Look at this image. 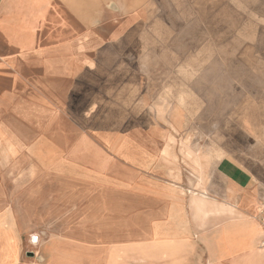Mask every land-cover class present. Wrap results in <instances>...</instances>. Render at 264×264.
<instances>
[{
	"label": "crops",
	"instance_id": "obj_1",
	"mask_svg": "<svg viewBox=\"0 0 264 264\" xmlns=\"http://www.w3.org/2000/svg\"><path fill=\"white\" fill-rule=\"evenodd\" d=\"M144 3L0 0V264H264L251 88L235 102L251 108L234 145L204 141L211 129L203 113L195 146L187 114V147L200 166L181 146L153 151L131 134L103 133L105 144L92 152L64 143L66 123L82 121L83 95L96 97L83 91L130 72L124 58L138 47ZM170 118L177 130L181 118ZM87 160L94 168L83 167ZM114 161L153 176L114 174ZM192 190L206 191L217 210L194 214ZM131 209L153 219L133 238Z\"/></svg>",
	"mask_w": 264,
	"mask_h": 264
},
{
	"label": "rangeland",
	"instance_id": "obj_2",
	"mask_svg": "<svg viewBox=\"0 0 264 264\" xmlns=\"http://www.w3.org/2000/svg\"><path fill=\"white\" fill-rule=\"evenodd\" d=\"M140 13L144 20L137 32L138 47L124 58L130 72L114 74L115 81H98L95 88L83 91L96 97L83 95L82 121L66 123L64 143L92 152L105 144L103 133L131 134L135 144L153 151L168 144L181 146L200 166V157L187 147V114L195 146L203 142V113L211 129L204 141L234 145L236 135L249 125L251 108L235 102L249 97L251 88L258 102L252 106L254 123L257 108L258 167L264 171V0H145ZM171 115L181 118L177 130ZM184 157L177 158L183 177L188 175ZM83 162V167L94 168L90 160ZM108 168L130 178L153 176L132 168L127 172L117 161ZM199 175L203 177L201 171ZM209 175L217 184L211 167ZM130 214L133 238L138 226L148 227L153 219L139 218L132 209Z\"/></svg>",
	"mask_w": 264,
	"mask_h": 264
},
{
	"label": "bare ground",
	"instance_id": "obj_3",
	"mask_svg": "<svg viewBox=\"0 0 264 264\" xmlns=\"http://www.w3.org/2000/svg\"><path fill=\"white\" fill-rule=\"evenodd\" d=\"M200 178V175H198ZM190 206L194 210V214H203L206 215L210 211H215L219 207V204L214 203L206 191L204 190H192L190 191Z\"/></svg>",
	"mask_w": 264,
	"mask_h": 264
},
{
	"label": "built area",
	"instance_id": "obj_4",
	"mask_svg": "<svg viewBox=\"0 0 264 264\" xmlns=\"http://www.w3.org/2000/svg\"><path fill=\"white\" fill-rule=\"evenodd\" d=\"M256 219L259 222L264 233V201H262L257 208ZM261 244L264 245V240L261 242Z\"/></svg>",
	"mask_w": 264,
	"mask_h": 264
}]
</instances>
